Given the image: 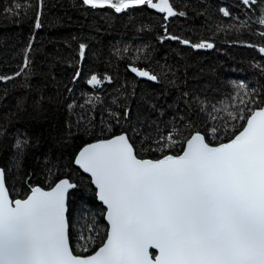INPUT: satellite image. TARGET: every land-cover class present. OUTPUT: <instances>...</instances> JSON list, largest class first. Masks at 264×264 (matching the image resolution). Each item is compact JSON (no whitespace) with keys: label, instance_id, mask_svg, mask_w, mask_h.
Returning a JSON list of instances; mask_svg holds the SVG:
<instances>
[{"label":"trees","instance_id":"obj_1","mask_svg":"<svg viewBox=\"0 0 264 264\" xmlns=\"http://www.w3.org/2000/svg\"><path fill=\"white\" fill-rule=\"evenodd\" d=\"M12 3L0 0V75L19 70L29 43L31 64L26 71L31 75L27 80L0 82V168L5 169V185L13 201L24 199L32 187L49 190L62 178L79 185L67 200L74 255L93 254L107 232L105 210L96 201L90 179L73 165L82 147L122 132L132 135L130 129L138 126H144L147 134V124L152 122L162 128L171 123L182 131L190 123L188 131L207 132L210 146H217L229 142L246 122L232 121L228 111L238 115L244 109L245 116L250 115L241 98L255 99L253 108L264 107V74L255 67L264 65V55L258 52L264 46L259 35L264 26L256 22L264 5L246 8L240 0H174L176 9L187 16L165 22L146 6L115 13L110 8L91 9L82 0H44L42 27L36 29L35 9L21 15L6 13ZM222 7L232 16L224 17ZM162 24L173 35L193 43L207 40L215 47L194 50L177 41L161 42ZM80 43L88 48L85 60L78 64ZM249 43L257 47H247ZM130 65L155 73L159 82L137 80L127 70ZM77 70L81 77L73 82ZM91 75L103 83L95 88L88 85ZM234 82L248 84L259 95L236 96L239 89ZM69 104L76 107L70 110ZM201 106L204 112L199 111ZM124 107L131 109L130 117L117 123L109 112L120 113ZM225 123L227 131L222 128L219 138L213 137L211 126ZM152 135L155 138L154 130ZM23 136L30 144L18 155L14 145ZM132 138L144 159L182 152L181 144L161 152L154 150V142ZM89 226L94 229L91 233L86 231ZM81 234L94 237L87 251Z\"/></svg>","mask_w":264,"mask_h":264},{"label":"snow or ice","instance_id":"obj_2","mask_svg":"<svg viewBox=\"0 0 264 264\" xmlns=\"http://www.w3.org/2000/svg\"><path fill=\"white\" fill-rule=\"evenodd\" d=\"M82 3L91 9L110 8L115 13L146 6L165 14L166 21L187 16L185 11L176 9L174 0H82ZM240 3L252 8L264 5V0H240ZM43 7L44 0H35L34 4L32 0H13L4 11L21 15L34 8L35 28L40 29ZM219 11L224 17L232 16L227 8ZM256 22L264 26V7ZM161 27L165 32L161 42L178 41L193 49L215 47L207 40L193 43L173 35L167 24ZM217 28L224 30L223 25ZM259 35L264 37V30ZM31 47L29 43L19 70L12 75H0V82L17 77L27 80L31 75L26 71L30 69ZM247 47L257 46L249 43ZM87 48V44H79L78 64L85 60ZM258 52L264 55V46H259ZM255 67L264 74V65ZM129 68L137 77L159 82L155 73L134 65ZM80 77L77 70L73 82ZM86 82L95 88L103 80L91 75ZM234 86L239 89L236 96L241 92L245 97L259 95L244 82H234ZM241 102L250 115L245 116L244 109L238 115L231 111L227 115L232 121L246 120V126L230 142L218 147L210 146L207 132L188 131L190 123L182 131L171 123L162 128L152 122L147 124V134L144 126H138L130 129L132 135L122 132L110 139H99L78 152L74 163L90 177L110 225L105 242L87 257L74 255L70 248L67 200L69 190L79 185L62 178L48 191L32 187L27 198L13 201L5 185V169L0 168V264H264V107H251L255 99L241 98ZM74 107L75 104L68 105L70 110ZM199 111L204 112V107ZM130 114L128 107L120 113L109 112L117 123L121 119L127 121ZM228 127L227 123L211 126V135L219 138L221 129L227 131ZM132 136L154 142L157 145L154 150L161 152L181 144L182 154H167L156 160L141 158ZM29 144L27 136L18 137L14 145L18 155ZM88 216L85 211L83 217L87 220ZM86 231L91 233L94 229L89 226ZM80 239L85 240L83 247L87 251L94 237L81 234Z\"/></svg>","mask_w":264,"mask_h":264},{"label":"water","instance_id":"obj_3","mask_svg":"<svg viewBox=\"0 0 264 264\" xmlns=\"http://www.w3.org/2000/svg\"><path fill=\"white\" fill-rule=\"evenodd\" d=\"M147 9H148L149 11L153 12V13L158 14V15H161V16H164V15H165V14H163V13H158V12H156V10H154V9H149V8H147ZM169 19H170V18H169ZM169 19H168V20H169ZM168 20H167V21H168ZM167 21L165 20V22H167ZM177 42H178V41H177ZM184 46H185V45H184ZM185 47H188V46H185ZM194 50H197V49H194ZM127 70H128V72H129L134 78H136L137 80L145 81V82H149V83H154V84L156 83V82H153V81H149V80H147L146 78H140V77H137L134 73H132V72L130 71V68H129V67L127 68ZM141 70H144V69H141ZM244 126H246V122H245ZM238 133H239V132H238ZM238 133H237V134H238ZM237 134H236V135H237ZM233 138H234V137H233ZM233 138H232V139H233ZM229 142H230V141H229ZM93 143H95V142H93ZM226 143H228V142H226ZM218 146H219V145H217V146H213V147H218ZM82 148H83V147H82ZM82 148H81V149H82ZM81 149H80V150H81ZM80 150H79V151H80ZM79 151H78V152H79ZM78 152H77V154H78ZM77 154H76V155H77ZM181 154H182V152H181ZM76 155H75V156H76ZM74 159H75V157H74ZM74 159H73V165H74V167H75L76 169H78L82 174H84L85 176H87V177L90 179V177L88 176V174L83 173V171H82L81 169H79V167L74 163ZM91 185H92V184H91ZM53 186H54V185H53ZM53 186H52V187H53ZM92 187H93V189L95 190V186L92 185ZM50 189H51V188H50ZM50 189H49V190H50ZM45 191H48V190H45ZM71 191H72V190H69V193H70ZM8 193H9V192H8ZM30 194H31V190H30V192H29L28 195H30ZM28 195H27V196H28ZM68 195H69V194H68ZM27 196H26L25 198H27ZM95 197H96V195H95ZM9 198H10V196H9ZM25 198H24V199H25ZM21 200H23V199H21ZM96 201H97V202L102 206V208L105 210V206L102 204V202H100V201L98 200L97 197H96ZM104 222H105V224H106V226H107V232H108V231L110 230V225L108 224V222H107V220H106L105 211H104ZM107 232H106V235H107ZM105 240H106V238H105ZM105 240H104V242H105ZM98 249H99V248H98ZM98 249H97L96 251H98ZM96 251H95V252H96ZM150 251H155V250H154V249H151ZM95 252H94V253H95ZM94 253H93V254H94ZM81 257H82V256H81ZM84 257H87V256H84Z\"/></svg>","mask_w":264,"mask_h":264},{"label":"rangeland","instance_id":"obj_4","mask_svg":"<svg viewBox=\"0 0 264 264\" xmlns=\"http://www.w3.org/2000/svg\"><path fill=\"white\" fill-rule=\"evenodd\" d=\"M108 11H114L113 9H109Z\"/></svg>","mask_w":264,"mask_h":264}]
</instances>
